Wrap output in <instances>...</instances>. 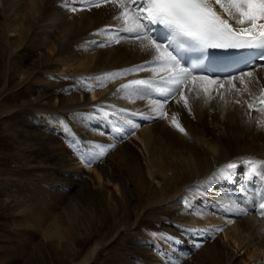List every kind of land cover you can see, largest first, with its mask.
I'll use <instances>...</instances> for the list:
<instances>
[{
    "label": "bare ground",
    "instance_id": "bare-ground-1",
    "mask_svg": "<svg viewBox=\"0 0 264 264\" xmlns=\"http://www.w3.org/2000/svg\"><path fill=\"white\" fill-rule=\"evenodd\" d=\"M18 1L0 0V59L5 57V64L0 70V102L7 101L12 85L17 87L10 102L0 104V112H10V115L15 116L38 113L50 125L37 131L42 144L36 150L29 153L20 150L27 146L26 142L31 143L29 140L22 139L16 143L19 162H22L21 172L18 173L31 176L34 180L41 177L53 184H60L59 188L66 192V197L70 189L78 187L76 183L85 172L84 189L79 190V193L89 202L105 206L115 231L128 228L137 233L138 255L143 257L146 264H264V218L256 221L253 219L254 225L256 223L253 226L230 188V182L218 172L221 166L229 162L239 163L242 158L264 161V111L257 110L261 107L257 98L264 95V65H255L245 71H251L252 76H243V84L239 79L242 73L236 75L237 79L233 81L235 87L231 88L237 93L233 94L234 98L231 96L233 92L230 94L233 102H229L233 109L226 110L229 112L227 121L232 119L246 124L253 119L257 129L252 128L256 132L248 129V132L244 131L246 133L228 139L221 134L224 139L219 146L213 147L210 143L207 147L203 144L205 142L198 143L194 137L180 136L181 132L175 131L165 120L157 125L156 122L150 124L151 119L158 114L160 105L157 101L161 100L159 95L153 93L152 100L150 95L140 96L130 89H120L121 85L126 84L123 80L127 77L129 81H159L165 73L158 68L153 71L156 66L151 64L146 65L144 71H135L136 66L151 61L154 53L141 49L139 42L128 38L127 33L120 32L118 37L117 32L123 25L113 19L121 10L117 5L103 3L102 0H88L86 4L77 0L82 7H89L71 19L69 14L72 8H66V4H71L73 0L63 2L65 4L59 3V0H42L37 17L32 9V1H24L23 17H18L14 12L9 14L17 11L14 8ZM96 3H100V6L96 7ZM212 3L219 12L222 11L214 0ZM105 28H111L120 41L106 51L97 48V43L112 42L116 38H112L108 31H101ZM38 78L42 80L40 86L34 84ZM211 79H218L216 84L219 87L223 83L225 90L230 86L228 79ZM110 81L116 82L115 87L109 84V89L103 92L105 88H101ZM201 82L199 79H188L181 86V91L172 95L175 96L172 102L163 103L162 107L179 118L189 128V134H195L197 125L205 124L221 110L218 101L213 102L211 97L203 99V96H196V85ZM86 85H91V88H86ZM218 87L214 88L224 90ZM181 92L187 98V107L181 99ZM215 93L212 96L216 98L218 95L215 96ZM247 102L253 104L251 109ZM105 112L109 115L105 116ZM248 114L251 119H248ZM129 121L138 126L131 128ZM143 123L149 124L142 126ZM122 124L131 128V137ZM247 124L250 126V123ZM15 126L10 124L11 132L16 133ZM117 128L122 129V133L116 132ZM19 132L26 135L29 131L21 129ZM199 135L196 134L198 138ZM100 147L107 149L103 156L94 157L90 164L82 160V154L89 151L98 153ZM96 161H101V166L98 167ZM240 171L243 176L242 188L249 193L252 210L260 213L258 204L264 193V180L252 176L248 166L243 163L236 169V175ZM221 185L224 189L220 193ZM41 188L39 186V191ZM47 196L53 198L55 195L52 193ZM185 199L191 204L189 209L184 206ZM205 199L213 206L215 201H223L222 210L214 212L219 206H215L214 211L205 209L202 207ZM69 200L71 202L74 198ZM33 205L32 212L40 220V212L35 207H38L37 202ZM76 205L73 213L79 209L80 205ZM130 209L134 215L132 222H129ZM1 210L10 211L3 200H0ZM34 214L20 211L17 216L26 220ZM120 214L127 218V225L121 226L117 220ZM122 218L125 219L124 216ZM10 221V228L24 226L16 216H10ZM71 223L74 227V223ZM217 228L220 231H216ZM248 231L251 237L247 240L248 237L241 233ZM198 243L201 245L199 248L195 247ZM107 244L95 243L73 264H93L103 245L106 247Z\"/></svg>",
    "mask_w": 264,
    "mask_h": 264
},
{
    "label": "rangeland",
    "instance_id": "rangeland-1",
    "mask_svg": "<svg viewBox=\"0 0 264 264\" xmlns=\"http://www.w3.org/2000/svg\"><path fill=\"white\" fill-rule=\"evenodd\" d=\"M24 1L25 2L26 1L27 2L32 1V4H33L32 9L34 10V12H35L34 14L37 17L40 13V10H41V6H42V2H43L42 0H20V2L19 1L17 2L16 6L14 8V9H17V11L16 10L12 11V13H9V14H13V12H14V14L16 16L23 17V8H24L23 4L25 3ZM60 2L61 3H63V2L67 3V0H63V1L59 0V3ZM65 3H63V4H65ZM66 5H67L66 8H69V9L70 8H76L77 9V11H71L70 12L69 15H70V17H72L71 19H74L75 17H77L78 14L83 11L84 8L89 7L87 5L82 7V5L77 0L76 1L73 0V2H71V4L67 3ZM0 6L2 7V4H0ZM15 12H17V14ZM29 14H30V10H29ZM108 32H109L108 34H111L110 36L112 38L117 37L116 35L113 34L112 31H108ZM118 37H119V35H118ZM117 38H116V40H117ZM116 40H113L112 42L111 41H107V42L103 41V42L97 43L98 44L97 48H100V49L106 51L112 45L117 44V42H115ZM111 43H113V44H111ZM100 45H104V46H100ZM4 64H5V57L3 59H0V70L3 69ZM127 79H128V77L125 80H123V82L127 81ZM37 80L38 81L34 82V84L36 86H40V84H42V80L39 78ZM37 82H38V84H36ZM110 82H108V84H106L104 87L101 88V90H103V88H105L103 90V92H106L109 89V84L110 85L113 84V86H114L116 83L113 81H110ZM117 84H119V82ZM204 84H205V82L202 81L201 83L196 85L198 87V91H200V92L197 91L196 96L199 98H202L201 96H203V99L206 97L210 99V97H211V100L213 102H215V100L218 101V103L220 105V109L223 111L219 110V112L214 116L208 115V116H211L210 119L212 121L210 119H208V121L205 124L197 125L196 129H195V131H196L195 134H189V131H190L189 128L187 126H185L184 124H182V122L180 121L179 118H176V121L178 122V124L179 125L181 124L183 126L184 132H181L172 123L173 115L171 113H168V110H166L164 108H160V107H158V111H157L158 114L160 112H163V113H166V115L159 116L156 112L157 115L155 116V118L151 119L150 124L152 122H156L155 125H157L161 121L165 120L167 122V124L170 125V127L175 129V131L177 130L178 133L181 132V133H179L180 136L190 137V138L194 137L195 139L194 138L193 139L198 141V143L202 144L203 142H205L203 144L207 147L210 145H212L213 147L219 146L222 143L221 141L224 139L223 137H225V139H228L230 137L235 136L236 134L246 133L249 131L248 129H250V130L251 129H253V130L257 129V126L253 122L254 120L251 119L250 114H248V119H251V120L249 122H247V123H250V126L247 123L246 124L239 123V121H237V120L234 121L231 119L230 121H227L228 117H229V114H227V113H229L228 112L229 110L233 109L232 107L229 106V102H233L232 98L230 97V94L233 92L231 94V96H233V98H234V95H236V93H237L235 89H232L231 86H227V89L225 90V87H223L224 88V90H223L222 88H220V86L218 87L217 84H212V85H208L209 93H208V95H205L203 93L204 92ZM214 85L217 86L218 89L220 88L219 90L222 89L223 91L222 90L218 91L217 88H214L215 87ZM5 87H6V84H5ZM16 88L17 87L12 85V87H10L9 98L6 99L7 100L6 102L2 101V102H0V104H3V103H4V105L8 104L7 102H10L9 100H10V98H12L13 93H15L14 90ZM199 88H200V90H199ZM228 89H231V90H228ZM214 91H216V93H217V94L215 93V96L218 95V97H222V98L213 97L212 95H213ZM227 91H229V92H227ZM8 92L9 91H7L6 93H8ZM220 92H221V94H220ZM40 93H42V91H40ZM223 93H225V95ZM222 94L224 96H222ZM237 95H239V94H237ZM89 96H91V95H89ZM170 97H172V99H173L175 96H170ZM90 99H93V97H91ZM172 99L170 101H168L167 104L171 103ZM234 102H235V99H234ZM247 104H248V102H247ZM222 107L225 109V111ZM226 110H228V111H226ZM221 112H223V113H221ZM10 114H11L10 112H6V113L5 112L3 113L2 111L0 112V200H3L4 203L7 204L8 207H10V211H5V210L4 211L1 210L2 212L0 211V264H73L74 262L79 260L82 257V255L89 248H91L95 243H98L100 245L105 244V243L106 244L108 243V244L106 247H105V245H103V249H102L98 259L93 264H146V261L143 260V257L141 255L140 256L138 255L139 254V248H138L139 247V237H138L137 233L134 230L128 229V228L122 229L119 231H115L114 225H113V220L110 218V214H109L108 210H105L106 209L105 206L103 204L100 205V203L99 204L91 203V201L89 202L81 193H79V190L82 191V189H84L83 177L87 176V174L85 172H83L84 174L82 173L83 175L81 174V176H83L82 179H80V181L78 183H76V185L78 184L77 185L78 187L70 189V193L67 195L68 197L67 196L65 197L66 192L61 187L59 188L60 184H53V183H51V181H48V179H41V177L38 179L36 178L35 180H37V183H35V180L33 178H31V176L28 177V176H25L24 174L20 175L18 173V172H21L22 162H19L20 161L19 155H18L19 150H17V148H16V145H17L16 143L18 141H21L22 139L29 140L31 143L29 144L28 142H26L27 146H25L24 148H22L20 150H25L28 153L31 150L32 151L36 150L38 147H40V144H42L40 137L37 136L38 135L37 131L42 130L43 126L47 125L46 127H50V125L47 122V119L45 118V120H44L43 116L38 114V113L33 114L30 112V114H28V115H25V114L20 115L19 114L16 116L10 115ZM218 114H220V115H218ZM208 116H206V117H208ZM215 116H216V118H215ZM223 116H226L227 118H225ZM203 117H204V115L202 114L201 118H203ZM222 120H224V121H222ZM222 123H223V125H222ZM224 123H225V125H224ZM10 124L12 127H14L16 125L15 126V127H17L16 133L11 132ZM114 124L116 125V123H114ZM148 124L149 123H146V124L143 123L142 126H146ZM220 124H221V126H219ZM232 124H233V126H229ZM240 124L242 127L240 126ZM56 125L58 126V123H56ZM151 125H153V123ZM226 125H227V127H226ZM244 125L247 127V129ZM122 126H124V128L127 130V132L130 134V137H131L133 135L131 128L124 125V124H122ZM211 126L212 127L214 126V127L212 128ZM231 127H232V129H231ZM252 127H254L255 129ZM234 128H237V129H234ZM242 128H243V132H241ZM18 129H19V131H21V129L22 130L28 129L29 132L26 133V135H25V133H20L18 131ZM223 129H226V130H223ZM246 130H248V131H246ZM244 131H246V132H244ZM255 132H256V130H255ZM121 133H122V131H121ZM196 134H197V136L200 134L199 135L200 137L198 138L196 136ZM221 134L223 135V137ZM34 135H36V136H34ZM70 147L74 150V147L72 144L70 145ZM214 149H216V148H214ZM100 163H101V161H96V165L99 164L98 167L101 166ZM41 171H43V170H41ZM23 173H25V172H23ZM40 174H42V173L40 172ZM239 174H240V176H239ZM231 175L228 176L227 178L230 179ZM233 175H234L233 181L236 183V184H234V190L238 194H240V195L242 194V197H243L244 191L242 190L243 188L242 189L240 188V179H239V177H240L241 183H242V178H243V176H241L242 171H240L238 173V175H236V170H235L233 172ZM21 176L23 178H21ZM24 178L29 179V180L33 179V180L28 181V180H25ZM28 182H30L31 184H29ZM229 182H230L229 183L230 188H232V191H233L232 182L231 181H229ZM207 184H208V181H207ZM39 186L42 187L40 189V191H39ZM79 187H81V188H79ZM183 187H186V185H184ZM39 193L41 194V196H39ZM52 193H54L55 196L53 198H49L47 195L52 194ZM56 193H58V194H56ZM204 193L209 194L206 191ZM247 195H249L248 192H247ZM61 196H63V198H61ZM46 197L48 200L46 199ZM73 198H74V200H71L72 203L69 202L70 201L69 199H73ZM43 200H45L47 202H45ZM85 201H87V202H85ZM207 201L208 200L205 199L203 201V205L208 206L209 209L214 211L216 209L215 206L211 205L209 203V201L208 202ZM34 202H37L38 207L37 206H35V207H36L37 212H40L41 217L38 214V216L41 218L40 220H38V218H36V215L32 212L33 207H34V205H33ZM67 204H69V205H67ZM71 204H73V206ZM74 205H76V206L80 205L79 209H81V210L77 209V212L73 213V211L75 210ZM90 205L91 206L93 205V206L91 207ZM95 205H96V207H95ZM97 205L103 206V208L102 207L97 208ZM68 206H69V208H67ZM184 206L188 207L185 205V203H184ZM72 207H74V208H72ZM83 207H85V208H83ZM189 208L190 207H188L187 209H189ZM241 208H242V206H241ZM63 209H65V210H63ZM20 211L31 212L32 214H34V216L30 217L26 220L25 219L21 220L20 219L21 217H19L20 215L17 216V214H20ZM67 212H69V213H67ZM129 212L131 213V217L129 219V222H132L134 219V215H133L131 209ZM74 214L75 215L77 214V216H75ZM254 214L255 213H253V212L245 214L246 216H249L248 219L249 220L251 219L250 221L252 222L251 224L253 226L256 225V223L254 225L253 219H255V221L258 219L257 216ZM73 215L75 217H73ZM227 215H229V214L227 213ZM10 216L11 217H14V216L18 217L19 218L18 222L19 223L21 222L22 224H24V226H22L18 229L10 228V226H11ZM123 216L126 220L122 218ZM73 218L75 221L72 220ZM259 219H261V218H259ZM117 220H119V222L121 223V226L127 225L126 222H128V221H127V218L125 217L124 214H120L119 217H117ZM71 222L74 223V227L71 225L72 224ZM122 223H125V224H122ZM69 224L71 227H69ZM243 234H245L244 236L246 238L248 237L247 240L250 239L249 238V237H251L250 231L245 232V233H241V235H243ZM161 241L165 242L166 240L162 239ZM241 251L243 252V250H241ZM241 251L239 252L240 254L242 253Z\"/></svg>",
    "mask_w": 264,
    "mask_h": 264
},
{
    "label": "snow or ice",
    "instance_id": "snow-or-ice-1",
    "mask_svg": "<svg viewBox=\"0 0 264 264\" xmlns=\"http://www.w3.org/2000/svg\"><path fill=\"white\" fill-rule=\"evenodd\" d=\"M80 2L86 4L88 0H80ZM102 2L113 3L121 9L119 14L113 17L123 25L117 35L120 32L127 33L128 38L139 42L141 49L154 53L151 61H146L145 65L136 66L135 71H144L145 66L151 64L156 66L152 69L153 71L158 68L160 72L165 73L159 81L130 80L121 85L120 89H130L140 96L155 93L161 97V100L157 101L161 108L170 96L181 91V86L187 82L189 77L194 81L199 79L205 82V95L209 93L208 85L218 83V79L214 80L209 76H193V70L199 65L182 66L187 63L185 55L189 52L195 51L202 55L208 49L251 50L254 59L264 63V0H214V3L222 10L221 12L212 6V0H102ZM95 6L99 7L100 3H96ZM71 10L77 11L76 8ZM101 31H111V28ZM115 42L120 41L117 39ZM245 67L248 65L245 64ZM252 67L254 68L255 65ZM245 75L252 76V72L242 73L239 77L241 84L244 83L243 76ZM227 79L228 84L235 87L233 81L237 77L230 76ZM158 84L166 86L158 87ZM219 86L223 88L224 84L220 83ZM85 87L90 89L91 85ZM191 90L190 88L189 91ZM181 99L187 107V98L182 92ZM257 100L261 105L257 110L264 111V95L258 97ZM248 107L251 109L253 104L249 103ZM103 114L109 115L106 112ZM158 115L163 116L166 113L160 112ZM128 123L133 129L138 126L131 121ZM172 123L184 132L175 116H173ZM115 131L119 133L122 129L117 128ZM108 147H114V145ZM106 151V148L100 147L98 153L89 151L82 154L81 158L86 164H90L94 157L99 158ZM240 163L248 166V171L252 176H258L264 180V161L251 158H242L239 163L229 162L221 166L218 172L228 177L240 166ZM184 202L186 206L191 207L187 199ZM258 208L260 215L264 216V193L260 196ZM216 231L220 229L217 228ZM163 238L174 239L172 237ZM200 246L199 243L195 245L197 248Z\"/></svg>",
    "mask_w": 264,
    "mask_h": 264
}]
</instances>
